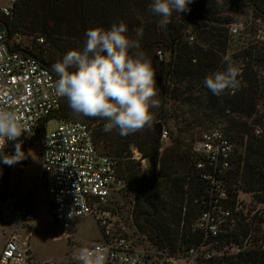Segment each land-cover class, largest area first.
I'll list each match as a JSON object with an SVG mask.
<instances>
[{
	"label": "trees",
	"instance_id": "trees-1",
	"mask_svg": "<svg viewBox=\"0 0 264 264\" xmlns=\"http://www.w3.org/2000/svg\"><path fill=\"white\" fill-rule=\"evenodd\" d=\"M151 3L152 0H17L15 24L46 37L50 43L49 53L41 62L53 72V65L62 61L68 51L83 50L88 29L108 30L113 24L124 22L127 35L136 39L135 29L142 27L140 48L156 73V96L161 101L170 98L192 106L197 101L200 109L208 110V114L199 116L192 111V116L209 120L224 118L230 139L239 147L245 143L244 152L235 151V168L221 177L230 196L226 206L233 211L235 186L239 181L245 184V191L255 193L258 201H264V133L259 138L250 135L248 123L252 119L251 124L264 127V115L257 110V102L264 94V79L262 81L252 71L253 62L264 70V44H248L240 56L230 57L245 62L234 91L230 88L217 96L204 84L205 77L227 67L223 57L231 40L230 27L236 24L231 16L247 6L253 20L264 23V0H191L190 10L174 12L166 26H160L161 17L150 11ZM197 87L203 92L202 97H195ZM53 118L78 120L91 126L97 147L106 154L127 158L129 148L135 145L147 159V168L141 170L138 163L126 159L121 173L125 174L134 195L133 215L137 228L159 250H169L171 254L200 244L201 238L191 233L189 224L206 208V204L195 202L204 194L205 183L188 173L191 157L180 148L169 160H162L161 123L169 118L165 110L160 108L151 128L127 137L120 136L116 130L105 132L103 119L75 115L68 101ZM183 166L187 171L182 173ZM9 172L3 176L4 186H7ZM238 229V233L222 234L219 244H241L240 239L246 238L248 228L239 225ZM261 238L257 228L250 245L237 253L230 251L222 255L220 264H264V247L258 244Z\"/></svg>",
	"mask_w": 264,
	"mask_h": 264
},
{
	"label": "built area",
	"instance_id": "built-area-1",
	"mask_svg": "<svg viewBox=\"0 0 264 264\" xmlns=\"http://www.w3.org/2000/svg\"><path fill=\"white\" fill-rule=\"evenodd\" d=\"M16 1L0 0V109L15 111L25 133L17 141H8L4 152L14 154L17 142H22L26 155L31 145L39 149L38 183L47 191L52 221L65 232L77 219L91 217L97 224L99 238L87 248L92 251L103 249L105 264H175L176 253L159 250L134 222V195L125 174L121 173L122 163L129 159L145 170L147 159L135 145L129 148L127 158L106 154L97 147L91 126L78 120L53 118L67 98L57 96L54 84L58 76L34 56L30 45L24 43L27 35L12 31ZM230 30L237 32L233 27ZM35 40L45 45L43 37ZM52 121L56 123L55 127L48 128ZM254 135L261 137V130L255 129ZM168 138V132L161 129L160 142ZM193 150L197 157V172L205 183L204 194L195 202L206 204V208L190 220V231L199 236L201 242L186 253L193 257L200 251L203 261L207 262L214 256L211 250L221 246V235L232 232L239 223L248 228L246 238L242 239L246 243L236 244V252L231 253L250 245L256 231L252 238L249 209L245 211L243 201H239L237 186L233 211L226 206L230 196L221 177L235 168L233 160L236 155L232 143L218 132L205 133ZM25 159L17 164H25ZM13 166L4 164L0 157V188L4 174ZM128 197L131 198L128 201L131 209L126 218L122 215V200ZM256 203L252 217L258 219L257 229L264 222V216L257 217L256 214L260 206H264V201L257 200ZM185 210L184 207L181 226ZM35 211L33 198L12 201L1 208L0 221L14 231L24 229L35 222ZM27 250L25 243L9 233L0 251V264H27ZM69 258L74 263L80 262L74 253Z\"/></svg>",
	"mask_w": 264,
	"mask_h": 264
},
{
	"label": "clouds",
	"instance_id": "clouds-1",
	"mask_svg": "<svg viewBox=\"0 0 264 264\" xmlns=\"http://www.w3.org/2000/svg\"><path fill=\"white\" fill-rule=\"evenodd\" d=\"M191 0H152L150 11L161 17L160 26L171 22L174 12L189 11ZM124 22L110 29L90 28L86 31V44L82 51L70 50L53 65L58 76L54 89L59 97L67 98L69 107L77 116L99 118L106 121L105 132L116 130L122 137L151 128L155 116L151 109L158 107L155 72L151 62L140 48L139 38L143 28L135 29L136 39L127 35ZM227 67L205 77V86L214 94L236 89L239 70L231 58L223 57ZM74 68L75 71H69ZM15 111L0 109V157L3 163L13 166L26 158L22 142H17L15 152H4L8 141H17L25 133ZM74 257L81 264H105L103 249L95 251L81 248Z\"/></svg>",
	"mask_w": 264,
	"mask_h": 264
},
{
	"label": "rangeland",
	"instance_id": "rangeland-1",
	"mask_svg": "<svg viewBox=\"0 0 264 264\" xmlns=\"http://www.w3.org/2000/svg\"><path fill=\"white\" fill-rule=\"evenodd\" d=\"M231 17L234 22H236V24L231 27L236 28L237 32L233 33L229 30L231 40L227 56L234 57L238 54V56H240L243 49L248 44L258 42L259 44L262 43L260 45L264 44V23L260 20L254 21L252 13L247 6H243L241 12L233 14ZM12 31L14 33L19 32L26 34L27 40H25L24 43L32 47L31 52L34 56L36 55L39 60L46 59L50 45L46 40V37L40 32H31L27 29L17 27L15 24V14L12 22ZM36 37H43L45 45L38 44L35 40ZM189 41L192 42V38H189ZM159 58L161 59L162 55H159ZM231 61L232 65L236 67L239 72L245 68V62H243L241 58L231 59ZM252 71L263 81L264 70L256 65L255 62L252 63ZM196 89L198 90L194 93L195 97H202L204 95L203 92L199 90V87ZM153 99L158 101V107H153L151 109L154 116L158 114L160 108L165 110L167 116H169V118L163 120L161 123V128L166 130L169 134V138L166 141L160 142L161 146L159 151L162 154V160H169L170 157L173 156L174 151L177 148H180L191 157V162H189L188 165V173L193 177L197 176V178L201 180L195 165L197 157L193 147H195V143L199 140L202 134L218 132L232 143L236 153L244 152L245 143L243 147H239V145L236 142H233L228 136L226 132L227 123L224 118H214L209 120L199 119L192 116V111L198 113L199 116L208 114V110L205 111L200 109L197 101H195L192 106L181 104L179 101L171 100L170 98L161 101L155 96ZM202 100L205 102V98ZM203 105L206 106L205 103H203ZM257 110L264 115V94L257 102ZM175 116H177V119H175ZM177 120L180 124H177ZM251 120L252 119L248 120L250 125L249 134H253L255 138H259L254 135V131L255 129H260L262 136L264 133V127L251 124ZM187 123H190V125H187ZM55 125L56 123L52 121L49 123L48 128H53ZM39 164V149L36 146L31 145L27 149L26 163L21 166H16L15 170L12 172L10 194L8 192L10 177L7 186H4L2 180V187L0 188V197H2V199L9 197V200H26L32 195L34 197L33 201L37 206L35 211L36 220L30 226L17 232L18 240L25 243V247L28 249L27 253L29 256L27 264H81V262H72L69 256L71 253H77L79 249L89 247L97 242V239L99 238L97 224L91 217L79 218L71 224L68 231L63 232V230L52 221L51 217L49 219L50 210L48 206V194L45 187L41 183H38ZM180 170L182 173L187 171L184 170V166ZM236 186L240 192L239 201H243L241 203L244 210L248 211L249 209L248 219L252 221V225H250L249 228L251 229L253 238L254 233L257 230L255 225H258V222H256L258 220L256 219V216L252 217L254 214V206L257 205V197L253 192H244L246 186L242 181L238 182ZM130 199L131 198L128 197L127 199L122 200L124 208L122 215L126 218L129 209H131V203L128 202ZM0 207H2V204ZM256 214L257 217L260 215L263 217L264 206H260ZM239 224L234 227L233 231L237 233L239 232ZM260 230L263 237L259 244L264 245V222L262 223ZM8 231L9 227L0 221V250L2 249L1 246L4 244L6 236L9 234ZM240 242H243L242 245L246 243V241L242 239H240ZM249 242H251V240H249ZM230 251L236 252V244L228 247H226V245H221L215 250L212 249L211 253L214 256L212 255V259L207 262L203 261V256L200 251L195 253L193 257L187 254L186 251H180L175 254V264H220L222 255L227 254Z\"/></svg>",
	"mask_w": 264,
	"mask_h": 264
},
{
	"label": "crops",
	"instance_id": "crops-1",
	"mask_svg": "<svg viewBox=\"0 0 264 264\" xmlns=\"http://www.w3.org/2000/svg\"><path fill=\"white\" fill-rule=\"evenodd\" d=\"M26 160V159H25ZM25 163H26V161H25ZM22 165H24V164H22ZM16 166H21V165H15V166H13L11 169H10V172H9V177H10V180H9V185H8V192H9V194H10V185H11V176H12V172H13V170H15V167ZM9 198V197H8ZM8 198H6V199H2V200H0V205L2 204V207H3V205L4 204H8V203H10V202H12V201H16V200H9ZM30 198H34L33 197V195L32 196H30ZM17 200H24V199H17ZM35 203V202H34ZM35 205H36V203H35ZM2 207H0V210H1V208ZM36 208H37V206H36ZM49 219H50V216H49ZM7 227H9V231H8V233H13V234H15V236H17V238H18V235H17V232L19 231V230H23V229H19V230H16V231H14L13 229H12V227H10V226H7ZM20 241V240H19ZM21 242V241H20ZM22 243V242H21ZM2 246H3V244H2ZM2 246H1V248H2ZM1 251V250H0Z\"/></svg>",
	"mask_w": 264,
	"mask_h": 264
}]
</instances>
